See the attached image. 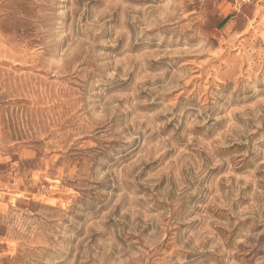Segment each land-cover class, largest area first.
Here are the masks:
<instances>
[{
  "label": "rangeland",
  "instance_id": "rangeland-1",
  "mask_svg": "<svg viewBox=\"0 0 264 264\" xmlns=\"http://www.w3.org/2000/svg\"><path fill=\"white\" fill-rule=\"evenodd\" d=\"M0 264H264V0H0Z\"/></svg>",
  "mask_w": 264,
  "mask_h": 264
}]
</instances>
